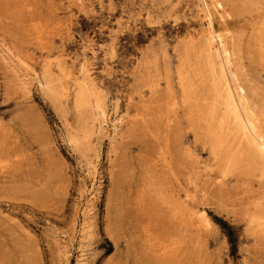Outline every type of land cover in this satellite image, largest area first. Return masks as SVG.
<instances>
[{"label":"rangeland","instance_id":"374dc122","mask_svg":"<svg viewBox=\"0 0 264 264\" xmlns=\"http://www.w3.org/2000/svg\"><path fill=\"white\" fill-rule=\"evenodd\" d=\"M206 30L264 131V0H0V264H264L261 168L181 96Z\"/></svg>","mask_w":264,"mask_h":264},{"label":"bare ground","instance_id":"6f19581e","mask_svg":"<svg viewBox=\"0 0 264 264\" xmlns=\"http://www.w3.org/2000/svg\"><path fill=\"white\" fill-rule=\"evenodd\" d=\"M207 10V5L203 4L205 14ZM199 42V53L196 56L198 60H188L189 65L191 62L194 65L193 68L189 67L188 72L179 74L178 82L183 102L195 100L194 120L200 128H204V133L209 135L214 155L222 151L227 157L226 161H229L228 156L233 144V164L240 160L249 164L257 163L264 175V131L258 127L256 118L244 99L243 88L235 83L234 75L229 70L230 53L222 37L210 30L203 32ZM205 73L209 78L211 103L203 108L200 97ZM75 96L79 110L91 109L92 103L89 102L85 89H80ZM103 107L102 102L94 103L98 133L113 127V122L107 117ZM200 214L202 213L199 212L198 215ZM198 217L204 219L201 215Z\"/></svg>","mask_w":264,"mask_h":264}]
</instances>
